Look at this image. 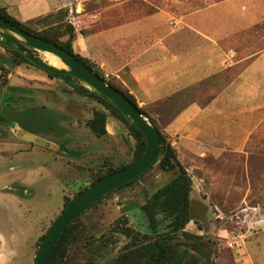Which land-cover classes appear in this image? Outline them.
Wrapping results in <instances>:
<instances>
[{
  "label": "rangeland",
  "instance_id": "374dc122",
  "mask_svg": "<svg viewBox=\"0 0 264 264\" xmlns=\"http://www.w3.org/2000/svg\"><path fill=\"white\" fill-rule=\"evenodd\" d=\"M121 1L129 0H86L84 8L96 13L100 4ZM78 14L74 11L69 20ZM47 24L41 18L27 23L38 32ZM32 52L52 64V54ZM6 54L4 49L3 56ZM260 71L264 73L263 66ZM13 84L20 87H12ZM72 85L86 86L52 78L27 64L0 69V264H33L41 238L64 209V198H72L84 185H91L107 171L106 162L115 161L120 167L134 158V151L130 150L127 158L124 153L120 158H111V145L103 139L107 135L97 137L87 125L94 112L106 110L105 107L78 93ZM7 87L8 97L17 101L6 99ZM108 117L118 120L110 112ZM15 123L18 128L12 133ZM80 137L105 150L92 159H73L78 156L65 152L79 150ZM7 141H19L18 147L12 148ZM37 145L55 150L56 154L45 159ZM250 148L247 154L227 156L224 162L207 161L202 165L205 171L191 173L196 208L192 210L194 220L186 230L211 237L217 247L215 264H264V137L252 140ZM61 162L64 170L54 178L53 169L60 167ZM176 173L165 172L156 163L140 179L87 210L80 221L79 240L69 251L68 264H112L127 241L122 235L110 234L114 226L127 222L135 231L150 232L141 207ZM16 178L19 183L10 186L9 182H16ZM4 183H9L5 184L10 191L7 193L14 192L23 201L21 206L8 205L3 197L6 191L1 192ZM197 254L192 251V255Z\"/></svg>",
  "mask_w": 264,
  "mask_h": 264
},
{
  "label": "crops",
  "instance_id": "0c3cea01",
  "mask_svg": "<svg viewBox=\"0 0 264 264\" xmlns=\"http://www.w3.org/2000/svg\"><path fill=\"white\" fill-rule=\"evenodd\" d=\"M85 2L0 0V6L10 8L24 23L60 10H68V18L76 11L85 13L89 23L100 22L102 12L85 11ZM123 3L107 4L104 9ZM138 7L145 12L131 4L127 19L112 18L107 21L110 27L102 31L77 34L75 49L106 76L119 79L157 121L168 120L163 130L190 174L205 171L202 165L208 159L247 154L254 134L264 125V73L260 71L264 67V0H145ZM3 51L0 47V66L8 68ZM7 90L6 99L17 101L8 97ZM166 112L176 115L169 120ZM15 124L12 133L18 128ZM107 132L103 139L111 145V158H127V151H134L136 142L124 123L108 117ZM18 142L7 144L13 148ZM77 142L79 150L65 152L78 156L76 160L92 159L104 149L81 137ZM37 147L45 159L56 154ZM61 170L62 162L53 169L54 178ZM19 181L12 180L10 186ZM9 183L1 185V192L6 191L3 197L10 207L21 206L18 195L7 193Z\"/></svg>",
  "mask_w": 264,
  "mask_h": 264
},
{
  "label": "trees",
  "instance_id": "16d2710c",
  "mask_svg": "<svg viewBox=\"0 0 264 264\" xmlns=\"http://www.w3.org/2000/svg\"><path fill=\"white\" fill-rule=\"evenodd\" d=\"M144 2L145 0L124 1L122 6L108 10L104 9L107 6V3L100 4L98 11L102 12V17L101 21L97 23L87 22L85 13L76 15V17H74L75 19L70 21L68 18V10H60L57 13L49 14L41 18L43 21L49 22V24H47L46 27L39 32L30 28L27 23L20 21L8 7L0 6V18L32 35L61 46L100 77L104 79L111 77L110 79H107L108 83L124 94L125 97L131 101L132 104L137 107L158 130L160 136V152L156 163H158L159 168L165 172L176 171L177 173L172 181L158 189L141 207L148 220L150 232L141 233L135 231L127 225V222L125 225L121 224L120 226L117 225L112 227L110 234L117 233L124 236L127 240L112 264H191L190 257L192 255V251H195L204 258V264H215L213 255L216 253L217 247L215 242L211 240V237L195 234L186 230L187 225L194 220L191 211V196L194 189V180L187 167L179 160L178 152L174 147L172 140L163 130L162 125H165L168 120H163L162 122L157 121L150 114L148 108H142L139 106L136 98L119 79L113 76H106L105 72L96 63L82 56L74 47V41L78 34V30L84 35L102 31L104 28L110 27L107 21L112 20V18L124 17L127 19L129 5L131 4L145 12L143 8L138 7L143 5ZM0 47L4 48L7 53L6 64L8 66L16 67L27 64L34 68L41 69L28 61L24 55L20 54L15 49L4 46L1 40ZM31 50L35 51L34 49ZM0 69L4 70L5 67L0 66ZM45 72L52 78H59L65 81L73 80L83 84L69 75H57L47 71ZM72 86L78 93L90 96L99 101L106 109L96 110L93 118L89 120L87 124L97 137H104L108 134L107 119L108 112H110L112 116L127 126L136 142L133 160L129 164L120 167L113 162H106L107 171L96 177L92 182L95 183L101 178L123 169L137 161L146 149V139L142 132L139 131L129 119H127L112 104L105 101L97 92L87 88L86 86ZM156 110L158 111L160 108H156ZM161 112L163 113V109ZM175 115L176 114L172 112L167 113L169 120L175 117ZM263 126L264 125H262L256 134H254L252 140L264 137ZM252 140L250 144L252 143ZM250 149L252 148H250L249 145L248 151ZM207 161L213 163L224 162L225 158L220 160L208 159ZM142 176L124 186L119 187L118 189L132 184ZM86 187H88V185H84L80 188V191ZM113 192L107 194L102 199L108 197ZM70 199V197L64 198V208L69 203ZM102 199H100L92 207H95ZM81 218L82 215L78 217L60 236L49 256L47 264H68L67 259L69 257V251L73 244L78 242L79 236L81 235ZM195 223L199 225L197 220H195ZM104 237L107 239L108 234H105Z\"/></svg>",
  "mask_w": 264,
  "mask_h": 264
},
{
  "label": "water",
  "instance_id": "95a60500",
  "mask_svg": "<svg viewBox=\"0 0 264 264\" xmlns=\"http://www.w3.org/2000/svg\"><path fill=\"white\" fill-rule=\"evenodd\" d=\"M0 40L4 46L15 49L28 61L44 71L57 75H69L88 88L97 92L105 101L117 108L130 122L142 132L146 139V149L142 156L131 165L111 173L82 191L75 194L43 236L33 264H47L49 256L63 232L81 215L107 194L134 181L145 174L158 160L160 136L150 120L142 114L124 94L112 87L106 79L97 75L74 55L59 45L47 41L18 28L0 18ZM31 49L50 53L63 63L64 67L54 66L38 57ZM32 136V135H31ZM37 136H35L36 138ZM46 144V143H44ZM196 204L191 196V211ZM202 214L206 215L202 209Z\"/></svg>",
  "mask_w": 264,
  "mask_h": 264
},
{
  "label": "flooded vegetation",
  "instance_id": "af4514ba",
  "mask_svg": "<svg viewBox=\"0 0 264 264\" xmlns=\"http://www.w3.org/2000/svg\"><path fill=\"white\" fill-rule=\"evenodd\" d=\"M190 260H191V264H204L205 263L204 258L200 254L191 255Z\"/></svg>",
  "mask_w": 264,
  "mask_h": 264
},
{
  "label": "bare ground",
  "instance_id": "6f19581e",
  "mask_svg": "<svg viewBox=\"0 0 264 264\" xmlns=\"http://www.w3.org/2000/svg\"><path fill=\"white\" fill-rule=\"evenodd\" d=\"M50 61H51V63H52L54 66H57V67H62V66H63V64H62V62L60 61V59L57 58L56 56H52V55H51Z\"/></svg>",
  "mask_w": 264,
  "mask_h": 264
}]
</instances>
